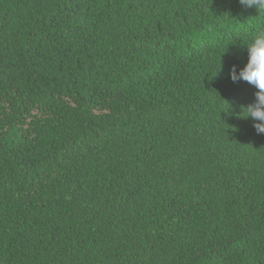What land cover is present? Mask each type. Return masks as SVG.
Here are the masks:
<instances>
[{
	"label": "trees",
	"instance_id": "obj_1",
	"mask_svg": "<svg viewBox=\"0 0 264 264\" xmlns=\"http://www.w3.org/2000/svg\"><path fill=\"white\" fill-rule=\"evenodd\" d=\"M261 24L239 0H0V264H264L257 89L229 74Z\"/></svg>",
	"mask_w": 264,
	"mask_h": 264
},
{
	"label": "clouds",
	"instance_id": "obj_2",
	"mask_svg": "<svg viewBox=\"0 0 264 264\" xmlns=\"http://www.w3.org/2000/svg\"><path fill=\"white\" fill-rule=\"evenodd\" d=\"M240 4L257 11V15L264 13V0H239ZM247 41L243 43L247 47V63L237 71L235 65L230 69V78L233 82L240 80L254 85L257 89L255 101L247 106H241L238 115L242 118L253 120V125L258 134H264V24L251 29ZM222 68L220 64L219 72Z\"/></svg>",
	"mask_w": 264,
	"mask_h": 264
}]
</instances>
